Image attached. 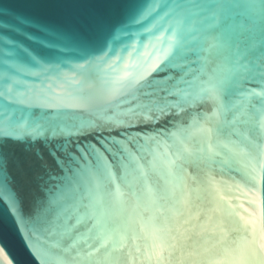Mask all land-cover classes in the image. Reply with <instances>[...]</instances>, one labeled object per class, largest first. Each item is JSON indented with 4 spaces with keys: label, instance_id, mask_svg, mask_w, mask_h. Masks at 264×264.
I'll return each instance as SVG.
<instances>
[{
    "label": "water",
    "instance_id": "95a60500",
    "mask_svg": "<svg viewBox=\"0 0 264 264\" xmlns=\"http://www.w3.org/2000/svg\"><path fill=\"white\" fill-rule=\"evenodd\" d=\"M164 3L167 8L155 23L178 29L184 44L203 47L217 19L227 26L230 44L203 70L192 65L183 82H172L177 93L170 100L177 105L178 118L156 125L157 140L135 161H125L127 169L114 167L111 175L85 178L70 198L29 222L27 230L22 226L18 232L0 204V264H8V253L15 264H264V85L258 79L234 85L235 74L223 86L216 84L218 67L226 75L237 65L251 67L249 61L264 55V0ZM106 12L100 0H0V29L6 33L18 16L27 14L95 38L92 20ZM245 21L247 29L242 30ZM133 32L143 56L140 64L125 54L129 67L121 61L103 79H87L75 67L83 61L71 50L60 58L68 65L60 79L42 84L40 79L11 76L2 65L13 60L0 44V124L22 115L23 107L5 101L4 95L14 96L23 87L91 98V105L62 109L67 115L88 118L92 106L104 108L116 95L112 82L117 77L142 74L166 47L168 33H157L156 40L141 39L143 33H135L139 29ZM0 39L7 41L8 35L0 34ZM131 42L118 37L113 46ZM10 86L13 92L6 91ZM8 175L11 186L6 183L4 201L15 189L25 217L32 216L37 198L45 193L30 158L19 149ZM55 217L59 220L53 225Z\"/></svg>",
    "mask_w": 264,
    "mask_h": 264
},
{
    "label": "snow or ice",
    "instance_id": "6c2138e0",
    "mask_svg": "<svg viewBox=\"0 0 264 264\" xmlns=\"http://www.w3.org/2000/svg\"><path fill=\"white\" fill-rule=\"evenodd\" d=\"M100 2L107 12L92 20L95 38L78 29L40 21L27 14L18 16L6 33L0 29V34L8 35L7 41L0 39V44L9 50V59L13 60L10 65H2L6 72L11 76L40 79L42 84L50 78L64 76L61 69L68 65L60 58L67 56L70 50L75 59L83 61L75 67L87 79H103L112 66L121 61L129 67L125 54L137 57L135 63L140 64L143 56L136 46L133 29L140 30L135 32L139 36L143 33L141 39L150 36L158 40L157 33H168L166 47L159 49L161 55L157 62L142 74L125 72L117 77L112 82L116 95L104 102V108L92 106L88 118L62 112L77 105H91V98L79 92L58 97L52 88L42 86L23 87L15 91L14 96L4 95L5 101L23 107L21 116L10 122L6 118V122L0 124V204L18 232L22 226L27 230L29 222L39 221L60 201L70 198L85 178L111 175L114 167L127 169L125 161H135L138 154L148 152L160 135L155 132V126L178 118L177 105L170 100L177 93L172 82H183L184 77L192 73V65H200L203 70V66L217 58L220 50L231 42L227 26L217 19L210 26L212 34L203 47L184 44L178 29L155 23L167 8L164 0ZM247 24L245 21L241 29L246 30ZM118 37L131 38L132 42L117 49L113 44ZM153 50H156L154 45ZM249 64L251 67L237 65L226 75L218 67L216 84L223 86L235 74L234 85L257 79L264 85V55L258 62L249 61ZM13 83L21 85L19 81ZM6 91L13 92L12 86ZM113 108L116 110L109 115ZM16 149L30 158L36 179L42 182L41 191L45 193L37 198L35 211L27 218L15 189L10 190L7 202L3 197L6 183L11 186L8 167ZM58 220L59 217H55L50 223L55 225ZM7 255L8 264H15L11 254Z\"/></svg>",
    "mask_w": 264,
    "mask_h": 264
}]
</instances>
